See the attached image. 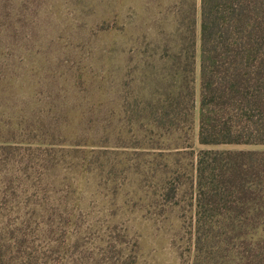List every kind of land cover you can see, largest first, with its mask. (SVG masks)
Wrapping results in <instances>:
<instances>
[{
  "label": "trees",
  "instance_id": "1",
  "mask_svg": "<svg viewBox=\"0 0 264 264\" xmlns=\"http://www.w3.org/2000/svg\"><path fill=\"white\" fill-rule=\"evenodd\" d=\"M174 22L120 75L30 74L18 108L0 63V264H136L121 216L173 206L188 264H264V151L241 148L264 145V0H179Z\"/></svg>",
  "mask_w": 264,
  "mask_h": 264
},
{
  "label": "rangeland",
  "instance_id": "2",
  "mask_svg": "<svg viewBox=\"0 0 264 264\" xmlns=\"http://www.w3.org/2000/svg\"><path fill=\"white\" fill-rule=\"evenodd\" d=\"M29 1L26 0V7L22 8L21 4L13 6L14 1L10 0L7 8L0 12L1 15L9 14L5 23H12V29L0 37V63L6 64V76L12 82L10 91L19 98L16 108L27 92L34 90V86H25V79L32 73H35L36 80L37 74L59 73L63 67L65 69L64 64H73L81 68L83 75L92 71L122 74L127 65L126 51L137 46L139 51L152 53L158 40L155 35L173 28L179 3V0H37L40 4L37 18L33 19L31 28H27ZM197 56L195 45V101ZM195 133L196 109L189 135L194 151L201 148L196 144ZM241 148L264 151V145ZM189 218L190 212L187 211L185 225ZM121 220L128 235L137 242L136 264H188V227H182L177 207H170L162 219L155 221L142 218L135 211L125 212Z\"/></svg>",
  "mask_w": 264,
  "mask_h": 264
}]
</instances>
